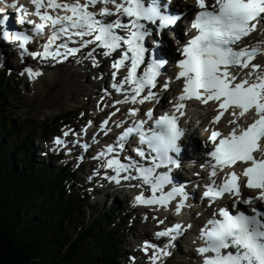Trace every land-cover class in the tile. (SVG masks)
I'll use <instances>...</instances> for the list:
<instances>
[{"label": "snow or ice", "instance_id": "1", "mask_svg": "<svg viewBox=\"0 0 264 264\" xmlns=\"http://www.w3.org/2000/svg\"><path fill=\"white\" fill-rule=\"evenodd\" d=\"M0 4L4 5L0 13L5 8H16L21 23H25L28 15L38 17L39 23L27 21L36 36L43 35L49 23L52 26L53 31L43 44V51L29 52L25 45L33 37L3 27L9 16L0 17V39L8 43L18 42L23 50L21 59L27 54L33 58L39 56L41 60L50 58L61 62L92 45L91 50L82 55L91 60L93 67L98 64L94 55L96 49H101L100 55L104 57H113L115 53L110 63L111 87L123 95V100L114 101V105L159 102V96L170 90L171 80L163 79L161 71L167 61L154 54L155 49L162 50L168 43L164 30L177 24L181 18L179 13L169 12L170 0H84L83 3L80 0L71 3L31 0L35 9L31 13L23 5L18 6L16 0L11 3L0 0ZM195 4L199 9L191 19L195 34L180 44L178 51L182 58L175 61L179 70L174 78L180 82L181 90L179 95L173 93L176 102L171 107L174 112H169L163 105V114L159 116L154 115L151 107L127 108L126 115L136 116L140 111L152 121L151 125L146 128V121L140 119L124 127L116 142L107 144L93 159L104 158V178L112 183L128 182L124 186L129 188L148 186L151 195L137 194L134 205L167 208L170 201L179 197V202L174 205L179 214L187 199L184 188L172 186L164 191V186L172 184L171 167L179 166L178 159L172 154L178 155L181 150L178 143L183 135L180 117L184 116L189 101L210 105L214 114L209 122L213 128L207 140L212 147L206 153L210 161L205 163L210 164V177H216L217 170L224 176L219 183L215 180L207 183L203 197L210 202L226 197L235 199L219 207L218 213L213 212L212 218L199 229L203 244L196 251L202 257V264H264V210L253 207L251 214L230 210L237 204H252L254 200L264 203V63L255 62L257 57H264V44L260 41L241 43L259 23L264 22V0H195ZM97 5L104 6L98 11L90 10L96 9ZM60 12L65 14L60 15ZM113 16L115 19H107ZM146 38H150L147 44ZM57 40L60 43H56ZM69 42L76 46L69 47ZM121 69L124 71L120 72ZM24 72L29 79L41 75L39 70L34 71L31 67L25 68ZM91 123L89 121L87 126ZM107 123L104 120L101 127ZM222 124L226 130L221 129ZM116 127L119 128L120 124ZM84 131L86 128L81 129ZM63 135L68 136L69 132ZM136 138L140 147L134 146ZM53 143L64 146L66 141L56 137ZM125 144L140 161L147 163H140L130 156L124 157L126 162H122L120 152L125 150ZM81 146L85 150L88 148L87 144ZM163 168L168 171H157ZM245 189L257 194L245 195ZM157 222L163 223L162 220ZM184 227L191 228V225L174 223L155 235L169 237L170 244L181 235ZM149 247L154 250L150 257L152 264L158 259L156 252L167 255L165 249L168 245L160 249L145 241L144 251L147 252Z\"/></svg>", "mask_w": 264, "mask_h": 264}, {"label": "trees", "instance_id": "2", "mask_svg": "<svg viewBox=\"0 0 264 264\" xmlns=\"http://www.w3.org/2000/svg\"><path fill=\"white\" fill-rule=\"evenodd\" d=\"M21 85L0 73V264H126L120 237L129 229L119 227L117 209L87 218L77 172L36 161L41 151L32 141L53 134L51 125L25 126L8 115L4 103ZM71 115L54 123H70Z\"/></svg>", "mask_w": 264, "mask_h": 264}, {"label": "rangeland", "instance_id": "3", "mask_svg": "<svg viewBox=\"0 0 264 264\" xmlns=\"http://www.w3.org/2000/svg\"><path fill=\"white\" fill-rule=\"evenodd\" d=\"M261 37L264 38V33ZM82 54L76 58H71V60H66L63 65L48 62L36 63L34 71L39 70L41 75L34 79H29L26 73L15 70L14 72L17 73L15 79H19L18 77L21 76L22 85L20 88L10 91L9 96L12 100L4 103L5 108L12 119L24 123L25 126L51 125L53 134L47 136L44 141L37 139L32 141V145L41 151H34L36 161L50 162L52 165H67L75 170L77 172L76 180L79 181L80 187L88 196L87 218L92 212L102 214L113 206L118 211L116 216L119 227L129 229L127 234L120 237L121 249L124 252V256L120 259L126 264H152L150 259L153 255L152 250L148 251L147 257H144L140 255V250L135 245L139 237L145 232L142 225L147 224L148 234L154 236V227L159 224L158 220L167 223L173 222L172 218L169 217L168 219L167 217L169 209L160 208L156 209V212L147 213L145 211L148 207L139 205L136 211L131 212L130 208L134 205L135 190L137 192L139 188L126 187L124 181L117 185L119 190L117 192L111 188L113 183L109 185V188L101 189L100 192L95 190L99 182L92 186L87 185L90 154L95 152L92 150L93 145L90 142V130L81 132V129L93 120L95 131H97L101 125V119L115 107L114 101L117 99L114 100L115 91L111 89L110 75L106 72L104 58L102 57L103 59L98 61V68L93 70L91 60ZM86 61H88L87 64H83ZM259 62L264 63V57H261ZM106 92L108 95H105ZM102 97L103 99H101ZM100 102L102 106H99ZM105 109L106 113H103ZM65 113H72L73 118L70 124L62 125L65 119L61 120V123L55 124L54 118ZM95 131L92 132L93 136L97 134ZM64 132H69V135L64 136ZM56 137L66 141V144L64 146L55 145L53 140ZM94 142L98 146L101 144L98 139ZM83 144L88 145L87 150L81 146ZM83 175L85 180L82 179ZM148 206L152 207V205ZM177 215L180 216V214ZM197 219L201 220L195 216V220ZM198 224L200 223L198 222ZM190 236L194 237V233L192 232ZM177 248L179 251L170 258L161 257L160 254L162 253L156 252L158 259L155 264H200L198 257L192 253L184 252L185 247L183 250L180 246Z\"/></svg>", "mask_w": 264, "mask_h": 264}, {"label": "bare ground", "instance_id": "4", "mask_svg": "<svg viewBox=\"0 0 264 264\" xmlns=\"http://www.w3.org/2000/svg\"><path fill=\"white\" fill-rule=\"evenodd\" d=\"M175 4L177 5V6H182L183 7V0H176V2H175ZM257 41H261L262 43H264V40H257ZM91 48L92 47H89L87 50H85V51H88V50H91ZM176 47H174V45L170 42V41H168V43H167V45L166 46H164L163 47V52L168 56V57H171V60H173L174 61V59H175V56L176 55H174V54H176V53H174L173 54V52H176ZM102 50H99V49H96V51L94 52V55H95V57H96V59H97V61H99L100 59H105V58H108V57H104V56H102V55H100V52H101ZM103 57V58H102ZM115 57V53H113V57H109V60L111 61V59L112 58H114ZM261 57H257V61L259 62V59H260ZM67 60V58L65 59V61ZM90 60V59H89ZM6 62V58H5V55H1L0 54V65L1 64H3V63H5ZM87 62L88 61H86V62H84L83 64H87ZM175 62V61H174ZM7 63L8 64H10L11 65V62H10V60L9 61H7ZM98 66H99V62H98V64H97V66H95V67H93V70H96L97 68H98ZM170 69L172 70L173 68H172V66H170ZM117 77H119L120 78V74L118 73V75H117ZM175 83L176 84H179L180 82L179 81H177V80H175ZM205 111H210L211 110V107L210 106H207V107H204L203 108ZM210 124V122H209V119H207L206 118V120L203 122V125H205V127L206 126H208ZM223 125V124H222ZM192 148H197V144H193L192 145ZM189 152H190V150H188L187 151V155L189 154ZM196 167L194 166V167H192L191 169H195ZM191 169H189V171L191 170ZM192 172H196L195 170L194 171H192ZM193 177V176H192ZM192 177H191V175L189 176V172L187 173V174H185L184 176H180V174L177 172V174H176V178H177V180L175 181V182H173L172 184H170V185H167L166 187H167V189L168 190H170V188L172 187V186H175V185H177L178 184V187H183L184 188V191H185V193L187 194V198H189V196L190 195H188V194H190V188H191V185H192ZM112 183V182H111ZM123 183V182H122ZM125 183H128V182H125ZM124 183V184H125ZM131 183L132 184H135V183H137V181H131ZM114 185L111 187V188H113V190H114V192H117V191H119L118 190V188H117V184H115V183H113ZM112 185V184H111ZM165 187H164V191L165 190H167ZM141 192H143L144 193V195L145 196H148V195H151V193H150V191L148 190V186H146V185H144V186H142L141 188H139V191H137L136 192V190H135V194L136 193H141ZM159 193H157V195H158ZM178 202H179V200H178ZM177 202V203H178ZM197 203L198 205H201L202 206V209H204L207 213H209V214H212L213 212H214V206H212V205H209V204H207L206 202H203V201H200V200H196V199H191L189 202H185L184 201V207H182V209L181 210H185L191 203ZM169 206V205H168ZM152 207H156V208H163V207H158V206H155V205H152ZM180 214V213H179ZM181 217V214H180V216H179V218ZM181 220L179 221V222H186L185 220H183L182 218H180ZM196 222H199V223H201L202 225H204V223H205V221H203V220H199V219H197V220H195ZM186 224H188V222H186ZM148 226H146V228H147ZM147 230V229H146ZM146 236H149V234H148V231H146ZM141 239H142V237H139V239H138V242H140L141 241ZM179 245V243L178 242H176L175 243V245H174V247H175V251H174V253L175 252H177V251H179L178 250V248H177V246ZM140 247H141V245H140ZM177 249V250H176Z\"/></svg>", "mask_w": 264, "mask_h": 264}]
</instances>
